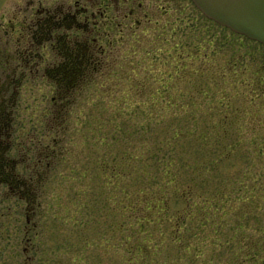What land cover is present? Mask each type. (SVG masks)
Here are the masks:
<instances>
[{
    "label": "rangeland",
    "instance_id": "obj_1",
    "mask_svg": "<svg viewBox=\"0 0 264 264\" xmlns=\"http://www.w3.org/2000/svg\"><path fill=\"white\" fill-rule=\"evenodd\" d=\"M30 1L0 0V18L9 17L13 9L17 13L19 7ZM62 1L33 0L32 3L46 8L59 7ZM176 5L179 7L158 9V25L143 26L134 35L120 28L121 32L117 29L113 34V45L100 42L99 53L105 51L104 56L109 58L102 72L109 79L97 74L93 79L95 83L105 79L106 93L101 83L89 84L73 101L70 99L69 107L53 100L56 89L45 75L44 66L56 59L49 44L41 50L45 60L40 72L25 77L12 75L8 71L4 73V65L0 64V87L4 88L6 80L15 76L19 84L9 94L15 118L13 146L7 157L18 163L13 177L29 183L28 188L22 189L10 176L8 183L0 185V264H136L132 261L140 254L130 247L128 200L115 191L112 172L107 166L98 167V160L104 157L112 166L115 157L132 148L141 156L147 136L155 135L163 123L187 119L197 135L204 129L203 124L218 119V116L200 115L202 111L210 113L211 104L207 101L203 107L190 105L192 114L187 117L170 114L164 121L145 120L140 115L143 111L133 116L127 112L152 103L144 97L145 91L159 86L153 78L148 81V77L167 70L156 67L152 55L144 58L150 49L151 53L163 55L162 51L158 52L159 37L171 39L172 45L190 42L204 62H209L210 72L226 81L223 89L235 88L229 109L223 110L231 109L237 115L238 130L232 138L240 146V152L220 160L219 177L252 185L254 175L264 171V157L248 154L264 138V84H256L261 76L260 82H264V44L208 18L190 0H179ZM1 47L4 56H8L13 46L4 40ZM164 51L169 57L170 52ZM133 70L137 72L135 77ZM121 96L127 98L125 110L119 108L123 103ZM114 111L118 112L117 117ZM116 127L114 138L110 131ZM190 143L192 158L199 159L200 153L208 156L207 149L197 152V140ZM156 151L154 147L151 155L143 154L152 156V160L146 161L144 156L142 161L140 157L136 161V169L139 164L149 165L152 184L157 177ZM42 152L51 156L37 166V155ZM14 163L11 162L13 166ZM130 169L118 176L126 187L132 177L141 176L140 170L132 176ZM250 173L251 176H244ZM110 184L114 189H110ZM122 199L126 201L125 205L121 204L123 207L119 206ZM184 207L182 200L172 202L170 209L168 206L162 214L163 222L158 220V229L152 234L158 238V248L151 247L139 264H231L238 254H243V258H236V262L244 264L248 262H243L245 254L264 236V209L245 215L225 210L222 218L214 210L207 218L186 215L185 222L178 224L175 217L183 214Z\"/></svg>",
    "mask_w": 264,
    "mask_h": 264
},
{
    "label": "trees",
    "instance_id": "obj_2",
    "mask_svg": "<svg viewBox=\"0 0 264 264\" xmlns=\"http://www.w3.org/2000/svg\"><path fill=\"white\" fill-rule=\"evenodd\" d=\"M83 33L86 36L88 35L87 31L83 30ZM158 40V52L162 51L163 55L157 54V52L151 53L152 50L150 49L147 52L148 55L144 58H149L152 55L156 67L162 66L163 69L167 70L148 77V81L153 78V81L159 86L157 88L151 87L145 91L144 97H148L152 103L142 109L134 107L127 112H130L133 116L135 112L143 111V114H140L143 119H156L158 121L163 120L170 114H182L187 117L192 114L190 105L203 107L204 102L207 101L211 104L209 107L210 113L202 111L200 115L209 114L214 117L218 116V119L203 124L204 129H200L197 135L196 129L192 128V123L185 118L180 123H163L158 131L155 130V135L147 136L146 142L142 146L144 152L141 156H139V153L136 154L131 147L132 150L126 149L119 155V158L115 157L112 166L104 160V157L101 161L98 160V167L105 168L107 166L108 170L112 172L115 191L124 194L123 199L128 200L126 206L128 207L131 223L130 247L132 251H138V254H140L138 257L135 256L132 261L136 264L147 257L151 247L158 248V238L156 239L152 234L158 229V220L160 223L163 222L162 214L168 206L170 209L172 202L182 200L185 204L183 214L179 217L177 214L175 217L178 224L185 222L188 217L186 215L196 214L201 215V218H207V214L212 213L214 210L218 211L216 216L222 218L225 210H232L237 214L245 215L255 212L256 209L260 211L264 209V171H259L254 175L252 185L243 183V181L239 183L218 175L220 160L240 152V146L232 138L233 133L238 130L237 115L232 114L231 109L229 112L223 110L224 108L229 109L230 101L235 96V88L231 86L232 91L223 89V83L226 81L223 82L218 74L215 75V73L210 72L212 67L209 62L208 64L204 62L203 56L200 55L197 48L194 49L190 46V42L180 45L175 42L172 45L171 39L163 40L159 37ZM73 47L67 50L68 58L63 70L55 75L56 80L61 84L60 93L65 96V103L68 107L72 105L71 100H74L78 92L85 89L87 85L95 83L94 74L100 77L105 76L102 68L104 67L103 64L109 59L108 56H104L106 52L100 54L95 50L91 40H84ZM155 50L157 48H154ZM164 50L170 52V54L167 53L169 57L165 56ZM133 71L136 73L134 77L137 76L136 70ZM107 76L105 78L109 79ZM256 81L259 86L264 84V82H260L263 81L262 76L258 77ZM100 83V87L106 93L105 85L107 84L105 79L98 80L95 84ZM205 85H209L211 88H206ZM237 93H239L238 90ZM121 98L123 103L119 108L125 110L127 98L125 96H121ZM114 113H116L114 116L117 117L118 112L114 111ZM117 129L118 127L110 131L114 138ZM101 132L104 131L98 133ZM195 140H197V152L200 153L203 148L207 149L209 151L208 156L202 153H200L199 159L190 156V153H192L190 142ZM258 141L256 147L250 149L248 154L264 157V138ZM154 147L157 148L156 153L158 152V156H156V158L158 157V167L155 173L157 177L154 184H152V172L149 165L139 164L136 169V161L139 157L142 161L145 156L143 154H150L151 149ZM147 156H145L146 161L148 159L152 160V156ZM129 168H131L132 176L139 170L141 176L132 177L126 187L118 176L127 172ZM6 169L10 170L11 166L7 165ZM240 176L243 177V175ZM244 176H251V173ZM113 185H109L111 190L114 189ZM123 199L119 201V206L123 207L125 205L126 201H123ZM226 206H230V208H226ZM158 213H161L160 216H158ZM180 228L182 229V226ZM186 238L188 239V235H186ZM162 239L165 243L164 236H162ZM263 246L264 236L261 235L254 247L250 249V252L245 254L244 258L246 260L243 262H248L244 264H264ZM234 257L235 260L231 264H239L236 262V258H243V254Z\"/></svg>",
    "mask_w": 264,
    "mask_h": 264
},
{
    "label": "flooded vegetation",
    "instance_id": "obj_3",
    "mask_svg": "<svg viewBox=\"0 0 264 264\" xmlns=\"http://www.w3.org/2000/svg\"><path fill=\"white\" fill-rule=\"evenodd\" d=\"M178 1L63 0L59 7L40 8L31 0L23 8L19 7L17 13L13 9L9 17L3 15L0 18V64L4 65V73L8 71L12 75L25 77L34 71L40 72L45 60L41 50L49 44L56 59L44 66L45 75L56 89L53 100L66 105L65 96L60 93L61 84L55 75L64 68L68 58L67 50L84 40H91L99 53L100 42L113 45V34L117 29H127L129 35H134L143 26L158 25V9H171L173 5L179 7L176 5ZM83 30L88 32L87 36ZM4 40L13 46L8 56L2 53ZM18 85L15 76L6 80L4 88L0 87V185L8 183L10 176H15L13 170L18 164L15 159L7 157L13 146L12 124L15 118L9 94ZM49 156L46 152L38 153L36 165L43 164ZM11 162H15L14 166ZM7 165L11 166L10 170L6 169ZM12 181L22 189L29 187V183L23 180L13 177Z\"/></svg>",
    "mask_w": 264,
    "mask_h": 264
},
{
    "label": "water",
    "instance_id": "obj_4",
    "mask_svg": "<svg viewBox=\"0 0 264 264\" xmlns=\"http://www.w3.org/2000/svg\"><path fill=\"white\" fill-rule=\"evenodd\" d=\"M208 18L264 44V0H193Z\"/></svg>",
    "mask_w": 264,
    "mask_h": 264
}]
</instances>
